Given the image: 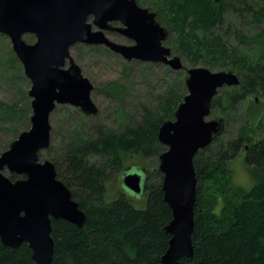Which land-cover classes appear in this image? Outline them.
I'll return each instance as SVG.
<instances>
[{
	"label": "trees",
	"instance_id": "obj_1",
	"mask_svg": "<svg viewBox=\"0 0 264 264\" xmlns=\"http://www.w3.org/2000/svg\"><path fill=\"white\" fill-rule=\"evenodd\" d=\"M152 1L154 4L147 8L168 33L176 35L175 50L184 53L191 65L202 59L206 65L220 61L222 66L229 63L238 68L240 87L217 95L211 110L232 112L249 96L264 95V0ZM226 14L248 19V27H257L256 34L249 37L236 33L238 43L258 49L256 60L242 56L227 41L213 36ZM11 61H16L13 55ZM104 91L118 100L125 93L122 86L114 83L107 84ZM181 98L179 94L172 95L161 114L145 110L142 120L134 124L118 114L121 124H125L122 130L100 127L95 137L76 138L67 145L62 164L55 166L57 178L70 190L86 220L79 228L61 219L51 221V264H161L170 239L163 228L172 218L160 188L162 174L157 169H146L149 177L143 209L134 207L122 192L105 202V183L128 167L125 164L132 156L151 160L166 150L157 140L158 128L164 120L173 118ZM9 109L3 106L1 112L15 113ZM244 112L248 123L239 128L235 139L224 142L218 137L215 147L199 151L193 159L197 182L191 234L193 256L181 259L183 262L264 264V132L253 141L249 134L256 130L248 127L249 122L262 119L264 113L251 108ZM220 115L226 121L225 132L228 119ZM259 124L262 125L260 121ZM241 153L243 163L254 174L255 183L249 190H234L227 170L226 164ZM8 177L12 181L19 178L13 174ZM0 264L35 263L27 244L13 249L0 241Z\"/></svg>",
	"mask_w": 264,
	"mask_h": 264
},
{
	"label": "water",
	"instance_id": "obj_2",
	"mask_svg": "<svg viewBox=\"0 0 264 264\" xmlns=\"http://www.w3.org/2000/svg\"><path fill=\"white\" fill-rule=\"evenodd\" d=\"M106 32L134 44L113 42ZM0 34L9 38L22 65L31 99L29 130L19 133L0 153V241L13 249L25 243L35 264H51V221L61 219L79 228L86 215L57 178L55 165L39 161L38 152L50 145L49 116L57 105L76 107L84 116L98 113L90 98L93 85L71 57L70 47L103 46L126 61L162 63L173 71L184 66L164 46L168 31L156 14L135 0H0ZM25 34L33 35L35 42L27 44L22 39ZM183 81L187 94L173 112V120H164L157 132L158 142L166 148L157 158L160 188L172 215L163 228L170 239L161 264H194L181 261L193 256L197 184L193 159L225 130L223 115L206 120L218 90L241 85L233 71L212 72L203 67L185 69ZM4 171L23 178L12 181ZM148 177L146 169L128 166L121 172L120 184L134 197H141Z\"/></svg>",
	"mask_w": 264,
	"mask_h": 264
},
{
	"label": "rangeland",
	"instance_id": "obj_3",
	"mask_svg": "<svg viewBox=\"0 0 264 264\" xmlns=\"http://www.w3.org/2000/svg\"><path fill=\"white\" fill-rule=\"evenodd\" d=\"M139 2V6L143 8L154 4L152 0H139ZM159 24L165 28L163 24ZM115 26H118V23ZM95 29L92 26V30ZM237 32L249 37L256 34L257 27H248V19L226 14L223 23L214 30L213 36H218L227 41L231 46L237 48L242 56L256 60L259 57L258 49L254 46L238 43L236 40ZM106 36L118 44L127 46L134 44L132 40L118 34L106 33ZM198 36L202 38L200 33ZM22 39L27 44L35 42V37L30 34L23 35ZM163 44L171 49V56L180 57L184 66L183 70L173 71L162 63L139 60L126 61L119 54H115L103 46L75 44L70 47L71 57L80 67L82 75L93 85L90 98L98 108V113L95 116H84L76 107L57 105L49 116L51 125L50 145L38 152L39 161L48 160L55 166L61 165V156L67 145L76 138H93L100 127L113 131L122 130L125 124H121L122 119L118 118V114L123 115V119L129 120L130 124L140 122L145 110H149L155 115L161 114L163 112L162 107L165 106L169 97L179 94L183 98L187 94L183 81L185 69L203 67L212 72L228 70L238 74L236 66L229 63L222 66L218 63L220 61L214 65H206L202 59H198L194 65H191L184 53L179 52L178 54L176 52L177 38L175 34L168 33ZM12 55L15 57L9 38L0 34V153L7 150L9 144L17 138L19 133L30 128L31 99L27 96L30 82L24 75L22 65L17 58L15 57V62L11 61ZM65 67H67V61ZM109 83L124 88L125 93L121 100L105 94L104 87ZM230 89L221 88L217 95ZM251 102L255 104L252 106ZM3 106L6 109L9 107V111L13 110L15 113L9 112L10 115H5L3 110L1 112ZM246 108H251L256 113L262 111L264 113V95L249 96L246 101L238 104L232 112H222L221 109L211 110L206 120L217 117L220 113L225 114L228 119V127L219 138L227 142L237 137L240 127L247 126L248 121L244 114ZM259 121L262 123L261 126ZM249 126L256 130L255 134H249L251 140L255 141L263 136L264 114L262 119L249 122ZM215 145L216 141L214 140L209 146L213 148ZM204 154L207 155L208 152ZM125 165H136L147 170L157 169L158 159L145 160L138 156H132ZM226 165L231 174V186L234 190H249L253 186L255 183L254 174L250 167L243 163V153ZM4 174L6 176L11 175L8 171H4ZM120 176L121 173L106 181L105 202L112 201L122 192L130 198L134 207L143 209L146 205V196L134 197L120 184Z\"/></svg>",
	"mask_w": 264,
	"mask_h": 264
},
{
	"label": "flooded vegetation",
	"instance_id": "obj_4",
	"mask_svg": "<svg viewBox=\"0 0 264 264\" xmlns=\"http://www.w3.org/2000/svg\"><path fill=\"white\" fill-rule=\"evenodd\" d=\"M115 24H117V23H114L113 26H115ZM106 33L117 34V33H114V32H106ZM19 177L23 178L22 176H19Z\"/></svg>",
	"mask_w": 264,
	"mask_h": 264
}]
</instances>
